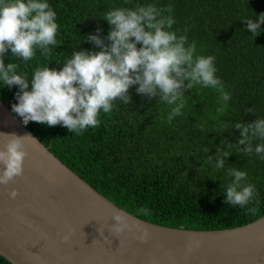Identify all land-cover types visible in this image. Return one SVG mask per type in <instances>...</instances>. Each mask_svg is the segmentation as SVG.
I'll return each instance as SVG.
<instances>
[{
    "label": "trees",
    "instance_id": "16d2710c",
    "mask_svg": "<svg viewBox=\"0 0 264 264\" xmlns=\"http://www.w3.org/2000/svg\"><path fill=\"white\" fill-rule=\"evenodd\" d=\"M47 2L59 25L57 44L49 46L51 54L44 56L37 49L35 57L24 62L9 49L4 57L6 65L18 64L17 73L27 74L29 80L37 68L62 70L75 51H100L87 36L98 28L101 39L108 36L111 26L103 19L107 11L137 4L170 5L176 20L173 30L187 35L189 43L195 41L198 55L215 57L216 76L232 97L225 106L218 90L194 85L185 92L183 114L168 123L174 105L160 103L159 97L150 100L134 85L129 89L131 103L117 101L111 113L101 110L99 127L80 135L61 125L24 124L14 113L51 152L117 206L154 224L214 231L242 227L264 216V160L239 151L242 136L235 128L237 123L264 118V25L253 35L244 21L264 14V0ZM31 87L30 83L28 90ZM19 91V86L0 82V99L11 110ZM249 108L254 111L248 112ZM260 143L264 141L254 140L253 147ZM218 148L229 153L219 170L215 160L208 159ZM230 168L247 172L246 183L255 185L259 200L255 215L224 203L232 180L227 175ZM0 264L11 263L0 256Z\"/></svg>",
    "mask_w": 264,
    "mask_h": 264
},
{
    "label": "clouds",
    "instance_id": "9594fccd",
    "mask_svg": "<svg viewBox=\"0 0 264 264\" xmlns=\"http://www.w3.org/2000/svg\"><path fill=\"white\" fill-rule=\"evenodd\" d=\"M172 12L170 5L157 7L155 4L109 10L103 18L111 26L108 36L101 39L99 28L87 36V41L100 51H75L62 70L37 68L29 80L27 74L17 73L18 64L6 65L4 57L9 49L24 62L32 60L37 49L44 56L50 55L49 46L57 44V13L47 0H0V82L20 89L16 93L18 103L12 105L13 112L24 124L34 121L50 127L61 125L80 135L90 127H99L101 110L111 113L115 102L131 103L129 89L134 85H139L136 91L150 100L159 97L160 103L174 105L167 116L168 123L183 114L185 92L194 85L218 90L220 101L226 106L232 97L216 76L215 57L198 55L196 42L189 43L187 35H178L173 30L176 20ZM244 21L246 30L257 35L264 25V14L256 20ZM30 83L32 87L28 90ZM235 128L242 136L237 144L239 151L254 153L264 160V143L253 147L254 140L264 141V118L237 123ZM27 139L36 141L31 136L11 134L0 148V185H8L23 175L28 157ZM203 151L208 149L205 147ZM228 156V152L218 148L216 155L208 159L215 160V168L219 170L224 168ZM227 175L232 180L225 189L224 203L255 215L258 192L254 184L246 183L247 172L230 168ZM18 195L17 190L10 192L12 199ZM141 211L147 214V210ZM113 219L116 221L114 233H122L129 227V217L119 209L115 210ZM147 234L145 228L143 238Z\"/></svg>",
    "mask_w": 264,
    "mask_h": 264
},
{
    "label": "water",
    "instance_id": "95a60500",
    "mask_svg": "<svg viewBox=\"0 0 264 264\" xmlns=\"http://www.w3.org/2000/svg\"><path fill=\"white\" fill-rule=\"evenodd\" d=\"M11 134L36 140L25 141L23 175L0 185V256L11 264H264V216L214 231L154 224L94 189L0 99V148ZM117 209L129 217L119 234Z\"/></svg>",
    "mask_w": 264,
    "mask_h": 264
}]
</instances>
